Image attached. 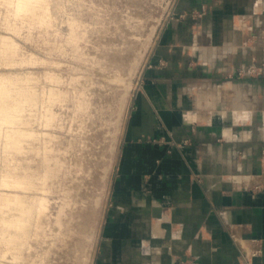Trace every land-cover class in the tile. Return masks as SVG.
I'll list each match as a JSON object with an SVG mask.
<instances>
[{"label":"crops","instance_id":"1","mask_svg":"<svg viewBox=\"0 0 264 264\" xmlns=\"http://www.w3.org/2000/svg\"><path fill=\"white\" fill-rule=\"evenodd\" d=\"M173 13L132 103L97 264H264V0Z\"/></svg>","mask_w":264,"mask_h":264},{"label":"rangeland","instance_id":"2","mask_svg":"<svg viewBox=\"0 0 264 264\" xmlns=\"http://www.w3.org/2000/svg\"><path fill=\"white\" fill-rule=\"evenodd\" d=\"M176 2L54 0L49 9L53 22L47 27L38 20L30 21L26 15L15 18L14 8L1 0L0 40L10 37L17 45L19 58L34 60L15 70L38 75L40 94L55 87L65 96L52 106L55 125L48 129L40 126V105L28 106L23 112V118L33 122L29 128L55 136L52 144L57 160L64 163L60 177L49 181L55 191L50 196L52 230L44 239L33 238V248L25 254L27 264L34 260L38 264H97L132 103L148 82L144 72L153 66L149 62L162 32L176 18ZM193 15L199 17L200 13ZM0 72L9 73L11 69L0 66ZM50 73L59 82L49 81ZM260 73L255 69L251 74ZM0 151L4 158L3 146ZM20 160L22 165L28 164L26 159ZM37 162L33 163L35 168ZM55 163L52 161L54 168ZM63 201L68 205L64 225L58 228L56 217ZM259 241L255 257H264L263 242ZM11 253L6 258L0 256V262L20 264L13 261ZM239 257L242 264H253L243 253ZM179 264L202 263L184 256Z\"/></svg>","mask_w":264,"mask_h":264},{"label":"bare ground","instance_id":"3","mask_svg":"<svg viewBox=\"0 0 264 264\" xmlns=\"http://www.w3.org/2000/svg\"><path fill=\"white\" fill-rule=\"evenodd\" d=\"M3 1L14 8L15 18L26 15L30 21L38 20L47 27L52 25L49 9L54 0ZM72 33L75 35L74 29ZM32 62L33 59L19 58L17 45L10 37L1 38L0 66L11 69V72H0V147L3 146L5 153L2 158L3 153L0 151V190H6L0 192V256L6 258L12 252L13 261L20 264H27L25 254L33 248V238L39 241L48 237L49 230H52L50 196L55 191L51 190L49 181L52 179L54 182V178H59V172L64 167L63 161L57 160L56 148L52 144L55 136L47 131L38 132L29 128L33 122L29 118H23V112L28 106L31 108L40 105V126L46 129L53 127L56 116L52 106L65 98L64 93L55 87L45 89L40 94L38 75L15 70L17 66ZM251 69L252 72L253 68ZM47 78L49 81L59 82V78L51 73ZM36 143L40 145L37 146ZM22 158L26 159V166L22 165ZM36 160L39 161L37 168L34 165ZM52 161L56 162V168ZM66 201L60 205L56 217L55 224L58 228L64 225L68 205ZM252 246L249 242H243L246 256L252 253ZM31 264L38 263L34 260Z\"/></svg>","mask_w":264,"mask_h":264}]
</instances>
